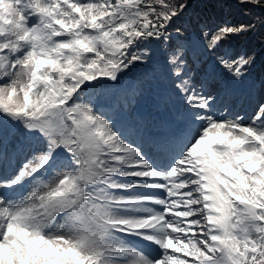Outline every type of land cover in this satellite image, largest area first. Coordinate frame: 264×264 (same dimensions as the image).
Returning <instances> with one entry per match:
<instances>
[{"label": "snow or ice", "instance_id": "1", "mask_svg": "<svg viewBox=\"0 0 264 264\" xmlns=\"http://www.w3.org/2000/svg\"><path fill=\"white\" fill-rule=\"evenodd\" d=\"M197 2L264 7L0 0V264H264V101L246 125L216 115L212 86L243 82L255 55L225 50L194 77L169 30L186 40L178 22ZM254 27L197 35L216 54ZM152 41L172 48L168 93L187 123L146 150L86 97L148 67Z\"/></svg>", "mask_w": 264, "mask_h": 264}, {"label": "rangeland", "instance_id": "2", "mask_svg": "<svg viewBox=\"0 0 264 264\" xmlns=\"http://www.w3.org/2000/svg\"><path fill=\"white\" fill-rule=\"evenodd\" d=\"M205 32V31H203ZM207 43V40L203 39L201 36H189L186 41L183 42L185 47L189 50V60L190 67H192L193 76L197 78H202L197 76L202 68L206 65H209L214 55H220L225 52V50L231 53L230 48L221 47L220 52L213 54L210 51H206L203 47ZM160 45L165 46V43H160ZM151 54L153 56L151 64L148 67H138L133 72L125 76L120 84V87L125 88V91L133 89L134 91L127 95L128 100L122 101L119 104V107L129 113L127 120L128 129H124L126 135L130 139L136 141V143L143 144L147 150L151 140L157 136L168 134L171 131H174L181 126L186 125V117L183 116V111L181 109V103L178 97L174 94H169L168 90L165 93H161L160 88L158 87V82L162 81V74L167 76L166 73H163L161 70L162 67H167L165 60L168 56L171 55H162L155 53V48L149 45ZM161 61V63H160ZM224 79L229 80L227 74L224 73ZM262 80L253 79L251 75L247 76L243 82H231L225 86L218 83H213V88L215 89L214 94L218 92L222 94V97L225 98V94H235L245 92L248 93V101L244 111L240 108L242 100L237 99L236 103L223 101V110L217 116L228 114V118L231 119L237 114L244 117V123L251 124L252 117L254 112L257 109V106L264 100V90L261 89L260 85ZM241 83L243 87H240L238 84ZM125 84V85H122ZM220 86L221 89L215 88ZM167 89L170 87L168 81H166ZM106 89V88H105ZM231 96V95H230ZM163 97V99H161ZM86 98H90L93 104L99 107L100 111L104 112L105 109H108V104L110 103V98L106 99L104 97V83L101 86L89 89L88 95ZM114 119V113H107ZM139 114L140 119L136 123V116ZM154 116L157 119L154 120ZM160 116V117H159ZM161 118V119H160ZM154 133V134H153ZM182 146L179 143L176 145L177 148ZM176 255H182V253H177Z\"/></svg>", "mask_w": 264, "mask_h": 264}, {"label": "trees", "instance_id": "3", "mask_svg": "<svg viewBox=\"0 0 264 264\" xmlns=\"http://www.w3.org/2000/svg\"><path fill=\"white\" fill-rule=\"evenodd\" d=\"M197 18H199V28L194 27L198 22ZM224 21L235 22L237 24L252 23L255 25L250 32L224 41L221 47L231 48L233 51L232 55L237 57L244 54H254L255 63L246 71H253L251 75L257 77L258 80H264V7L249 5V7L243 9L232 7L231 9L221 11L218 8L204 7L197 2L193 8L188 9L178 24L181 28V35L197 37L198 31L208 32L216 24ZM169 31L172 33L173 39L170 43L173 45L186 41L176 39L175 29H170ZM165 44L163 46L156 41H152L150 45L162 46L164 55H167L172 52V48L169 47L168 43ZM109 83L111 84L110 88H108L110 90L118 88L120 85L111 81Z\"/></svg>", "mask_w": 264, "mask_h": 264}]
</instances>
